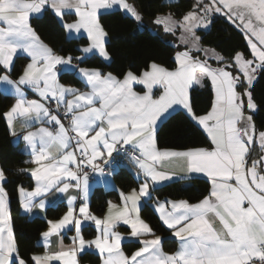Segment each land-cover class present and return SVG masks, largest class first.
<instances>
[{"label": "snow or ice", "instance_id": "snow-or-ice-1", "mask_svg": "<svg viewBox=\"0 0 264 264\" xmlns=\"http://www.w3.org/2000/svg\"><path fill=\"white\" fill-rule=\"evenodd\" d=\"M114 7L142 22V15L128 0H0V25H4L0 26V69L5 72L0 81L12 85L18 97L4 113L9 127L15 117H43L58 125L55 133L41 128L23 137L34 155L31 163L39 167L20 170L30 172L36 180L31 191L19 187L22 207L28 212L33 207L42 209L44 201L35 205V198L52 191L66 193L70 187L81 189L86 199L87 173H83L82 183L78 173L84 167L103 173L95 161L105 151L108 157L119 150L127 151L123 146L132 149L129 157L145 178L139 192L133 189L128 195L121 194L122 208L109 201L103 219L91 214L87 204L81 205L79 215L84 221H94L99 230L93 240H85L81 234L82 221L74 215L72 206L76 197H69L65 215L57 221H47L49 228L41 234L45 253L34 254L30 259L33 264H49L53 260L78 264V255L94 246L102 257L101 264H264V155L258 159L251 156L257 139L264 151V130L257 131L252 115L245 114L259 107L252 88L257 72L264 70V0H196L180 20L174 19L172 13L156 15V26H162L166 33L180 32L177 47L182 45L183 50L175 52L173 68L152 61L139 75L126 71L123 79L99 69L80 68L78 73L91 91L60 84L57 66L76 71L74 58L58 55L45 44L32 28L30 18L50 11L54 23L68 33H79L81 29L87 32L91 43L83 52L98 50L103 58L110 59L104 43L107 33L98 13ZM66 10H74L77 19L66 22ZM218 14L240 31L251 58L242 51L224 56L201 44L197 31L209 29ZM193 53H202L203 59ZM18 54H26L29 62L18 79L11 80L7 73ZM209 60L219 66L213 67ZM205 80L212 85L213 99L210 108L197 115L190 90L202 86ZM134 85L144 91H135ZM22 86H29L40 99L27 100ZM154 88L160 89L158 96L153 95ZM68 96L73 98L67 99ZM49 101L56 102L57 111L61 105L65 107L67 127L46 106ZM97 103L99 107L95 106ZM177 111L206 133L208 147L157 146L158 122ZM240 124L244 126L239 127ZM70 147L72 151L68 150ZM173 162L180 173L206 174L211 183L208 194L197 203L157 201L160 219L180 241L176 252L164 253L160 247L162 238L155 236L140 241L143 246L126 255L120 246L123 237L113 230L117 221L131 226V237L152 233L149 224L138 215V202L150 195L152 185L179 175L165 170L164 166ZM73 163L76 170L69 167ZM64 178L76 183L64 182ZM6 180L5 171L0 169V264H28L13 235ZM166 204L171 205V211ZM132 214H136L135 218H129ZM69 225L76 232L72 244L65 248L61 240L59 250L49 251L50 238Z\"/></svg>", "mask_w": 264, "mask_h": 264}, {"label": "trees", "instance_id": "trees-1", "mask_svg": "<svg viewBox=\"0 0 264 264\" xmlns=\"http://www.w3.org/2000/svg\"><path fill=\"white\" fill-rule=\"evenodd\" d=\"M138 11L142 15L143 26L133 18L126 16L122 10L104 12L100 16V23L107 33L106 49L111 57L109 62L98 55L84 58L80 64L86 67L99 68L110 71L117 76L132 70L140 74L146 66L155 61L165 67L173 68L174 54L177 46L170 40L168 34H163L153 23L156 15L172 13L176 18H181L189 11L196 0H134ZM51 12L32 17L31 25L40 38L48 43L57 53L70 55L73 58L81 54V46L87 43L86 37H69L66 30L50 18ZM156 30V31H155ZM202 37L201 44L210 47L224 56H230L234 51L245 52L251 58L246 42L234 25L225 18L214 17L208 30H199ZM26 58L18 56L12 68V75L17 76ZM1 72V69H0ZM61 80L80 84V79L72 73H63ZM253 96L258 110L252 112V118L257 130H264V70L258 72V77L252 88ZM192 106L197 115L204 114L210 108L213 99V90L210 82L202 86H195L190 90ZM15 97L0 91V165L7 177L4 187L8 192L12 229L20 255L33 264L30 257L43 251L39 243L41 233L46 229L47 221L59 218L66 209L65 204L47 209L45 217L30 218L20 208L19 187H32L33 180L26 171H20L30 163V155L18 144L14 143L12 133L4 113L13 103ZM209 139L195 123L186 118L182 111L172 112L159 125L157 129V145L160 148H191L208 147ZM252 158L258 156L254 151ZM113 179L118 189H104L95 187L90 198V208L97 214H102L110 200H118L121 191H127L139 185L127 169H120ZM211 188L210 180L205 177L193 176L190 178L174 180L155 187L152 196L156 199H184L195 202L208 194ZM141 215L152 226L153 230L163 236V247L172 251L176 247V239L170 230L162 223L150 202H145L141 208ZM95 232L93 226L85 229V234L91 236ZM139 241L131 240L124 243V248L130 252L139 246ZM82 261L92 264L100 262V256L94 252L81 255Z\"/></svg>", "mask_w": 264, "mask_h": 264}, {"label": "crops", "instance_id": "crops-1", "mask_svg": "<svg viewBox=\"0 0 264 264\" xmlns=\"http://www.w3.org/2000/svg\"><path fill=\"white\" fill-rule=\"evenodd\" d=\"M129 3H132L135 5L136 7V4L134 2V0H128ZM137 8V7H136ZM112 10H116V8L114 7L113 9H101L99 10V13H98V16H99V20H100V16L102 13L104 12H109V11H112ZM138 10V8H137ZM168 13L164 14V15H167ZM37 16H41V15H33L32 17H37ZM31 17V18H32ZM31 18H30V23H31ZM174 19L176 20H180L181 18H176L175 16H173ZM64 19L66 22L68 23H71L73 22L75 19H77V17L75 16L74 14V10H66V13H65V16H64ZM139 23V26L142 27L143 26V23L141 22H138ZM0 26H4V25H0ZM32 26V25H31ZM157 29L159 31H161L163 34H168L169 37H170V41L174 44V45H178L179 44V40L177 39L178 37L175 35V34H171V33H166L164 30H163V27L162 26H156ZM33 28V27H32ZM34 29V28H33ZM156 31V30H155ZM106 32V31H105ZM37 33V32H36ZM66 33L69 37H76V38H79V37H86L87 38V43H85L84 45L81 46V54L78 56L80 57L81 59L80 60H77V59H73L72 60V64L76 66L77 70L76 71H73V70H70L68 66H65V65H58L57 68H58V71H57V79L59 81L60 84H63V85H70L72 87H75L77 89H80V91L82 92H88V91H91V88L89 86H87L84 82V80L80 77L79 73H78V69L80 68H83V69H99V68H91V67H86V66H83L80 64V62L88 57V56H91V55H98L100 56L104 61L106 62H109L110 59H105L103 58L98 50H93L92 52H89V53H85L82 51V49L84 47H88L91 43L89 37H88V34L86 31H84L83 29H81V31L79 33L73 31L72 33H68L67 30H66ZM107 39H108V36H106L105 38V48H106V42H107ZM42 40V39H41ZM43 41V40H42ZM44 42V41H43ZM45 44L49 45L48 43L44 42ZM50 46V45H49ZM51 47V46H50ZM52 48V47H51ZM177 51H182L183 50V46L181 45L180 47H177ZM205 48H209V49H212L210 47H205ZM107 50V49H106ZM57 53V52H56ZM58 55H61V56H64V57H67L69 55H63V54H60V53H57ZM194 56H200L201 59H203V54L202 53H193ZM18 56H23L26 58V63L29 62L28 60V57L26 56V54H18L14 57V62H13V65L15 63V60ZM213 67H218L219 65L216 63L215 60H209L208 61ZM25 63V64H26ZM24 64V65H25ZM159 64V63H158ZM13 65H12V68H13ZM12 68H11V71L9 73H7L9 75V78L11 80H16L18 79L20 73L17 75V76H13L12 75ZM102 73L104 74H107V73H112L114 76L120 78V79H123V76L122 77H119L117 76L115 73L113 72H110V71H104V70H101L99 69ZM63 73H72L74 75H76L81 83L80 84H73L71 82H64L61 80V76ZM5 72L3 69H1V72H0V76L4 75ZM139 75V74H137ZM208 81V80H205L204 83ZM210 82V81H208ZM203 83V84H204ZM211 84V83H210ZM212 86V85H211ZM23 88V91H24V94H25V98L27 100H33V99H40V97L38 96V94L33 90L31 89L29 86H22ZM134 90L137 91V92H140L142 93L144 91L143 87L139 86V85H134ZM0 91H2L3 93H6V94H11L15 97L13 103L8 107V109L6 110V112L9 111V109L12 107V105L15 103L16 99L18 98L16 95H15V92H14V89L12 87V85L10 84H7L6 82H3V81H0ZM160 94V89L159 88H154L153 90V95L154 96H158ZM73 97L71 96H68L67 99H72ZM63 106V105H61ZM96 107H99V103L95 104ZM64 107V106H63ZM251 114L252 112H248L246 111V115ZM54 115V114H53ZM252 115V114H251ZM167 117V116H166ZM165 117V118H166ZM164 118V119H165ZM163 119V120H164ZM159 121L158 122V125H157V129L159 127V125L161 124V122L163 121ZM8 122V121H7ZM49 122L47 121V118H40V119H35V118H32V119H29L27 117H15L14 120H13V126L10 128V131L12 133V139L14 141V143L18 144L25 152H27L29 155H30V163L25 167V170L26 169H32V168H36V167H39V165L37 164H34V163H31V161L34 159V155L33 153L31 152V149L30 147L28 146V143L23 139V137L25 135H27L28 132H37L39 129L41 128H46L48 129L49 131L55 133L58 128L56 130H51L49 128ZM8 126H9V123H8ZM239 127H243L244 125L243 124H240L238 125ZM258 131V130H257ZM14 133V134H13ZM94 133H90L89 135H93ZM37 145L39 147V138L37 137ZM158 146V145H157ZM160 148V147H159ZM160 149H164V148H160ZM69 151H72L73 148H69L68 149ZM52 151H55V149H52ZM101 151H104L103 147L101 146ZM252 151H254L258 156L254 157L253 159H258L261 155L264 154V151L261 150L260 146H259V142L257 141L253 146H252ZM251 151V153H252ZM107 153L105 151V155L101 158H98L96 161L100 160V159H105L107 158ZM59 158V156L57 157ZM47 163V161L45 162ZM131 164H132V167H130L129 169V172L138 180H140L139 182V185L137 187H133L127 191H121L120 192V198L118 200H110L113 204H116L118 205L119 207H123L124 206V201L122 200V197H121V194H124V195H128L132 192L133 189H135L137 192H139V187L141 184H143L145 182V178L143 176L142 173H139V169H138V166L136 164L133 163V161L131 160ZM70 168H72V170H75V167L76 165L73 163V164H70L69 165ZM165 170H169V171H175L177 173H179V175L173 177L172 179L170 180H166V181H163V182H159L155 185H152L150 188H149V193L150 195L149 196H145V197H141L140 201L138 202V215L139 217L144 220L146 223L149 224V226L151 227L152 229V233L150 234H144L140 237H131V226L128 225V224H125L123 222V220H120V221H117L115 227H114V231L116 232H119L121 234V236L123 237V239L121 240V249L124 251V253L126 255H131L133 252L137 251L140 247H142V243L140 241H143V240H151V239H154L155 236H159L162 238L161 240V244H160V247L162 249V251L164 253H168V254H172L174 252H176L179 248V245H180V241L178 238H176L174 235H173V230L169 229L163 222V224L170 230V234L173 238L176 239L177 243H176V247L175 249H173L172 251H168L166 250L164 247H163V236L161 234H158L156 233L151 224L142 217L141 215V208L142 206L144 205L145 202H150L151 205L153 206L154 210L156 211V213L158 214L159 218H160V214L159 212L156 210L157 209V201L159 202H165V201H168V200H171V201H180V200H184V199H156V198H153L152 196V190L161 185V184H164V183H167V182H171V181H174V180H180V179H185V178H190V177H193V176H200V177H205L209 180V178L206 176V174H202V173H193V174H184V173H180V170L179 168L176 166V164L173 162V163H170V164H166L165 166ZM0 169H2L1 165H0ZM27 175L30 176L33 180V186L32 187H26V186H22L25 190H28V191H31L33 190L35 187H36V180H35V177H33L31 175L30 172L26 171ZM139 173V174H138ZM79 175V174H78ZM82 178L83 176H81V183H82ZM87 181H88V187H87V197L86 199L84 198V193L81 189H77L75 187H70L69 188V191L66 192V193H60V192H56V191H52L48 194H45L41 197H38V198H35L34 200V204L35 205H38L40 203L41 200L44 201V204H45V207L44 208H39V207H33L32 210L30 212L26 211L23 207H22V197H21V194L19 192V196H20V208H21V211L28 215L30 218H33V217H45L46 216V212H47V209L50 208V207H56L60 204H65L66 205V209L65 211L62 213V215L59 217V218H56V219H51L49 221H57L59 219H61L65 213L67 212L68 210V200H69V197H76L75 201L73 202V208L76 210L74 212V215L77 216L79 219H81L82 221V228H81V234L83 235L84 239L85 240H93L98 234H99V230L97 228V226L95 225L94 221H84L83 220V216L82 215H79V208L81 207L82 204H87V207H88V210L91 214L95 215L96 217L98 218H101L103 219L105 217V215L108 213V205L106 206V209L105 211L102 213V214H97L96 212L92 211L91 208H90V198H91V194L93 192V190L95 189V187H103L104 189H118L113 177H110V176H107L106 174L104 173H101V172H97L96 173V176L95 178L93 179H90L87 177ZM64 182H67V183H70V184H75L76 181H72L68 178H64ZM62 186V184L60 185ZM202 199V198H201ZM199 199V200H201ZM198 200V201H199ZM186 201V200H185ZM198 201H195V202H189V203H197ZM129 207H131V205L129 204ZM166 208L171 211V205L170 204H166ZM8 209H9V212H10V207H9V197H8ZM118 210V209H117ZM115 211V210H114ZM135 215L136 214H132L129 218H135ZM11 217V215H10ZM161 220V219H160ZM162 221V220H161ZM11 226H12V221H11ZM89 226H93V228L95 229V232L91 235V236H88L85 234V229ZM49 228V224L47 225L46 229L43 231H47ZM13 230V229H12ZM42 232V233H43ZM41 233V234H42ZM14 235V234H13ZM76 235V232H75V229L72 225H69L68 227H66L65 229H62L60 234L57 236V235H54L50 238V242H49V245H48V250L49 251H57L59 250L60 248V242L62 240L63 242V245L64 247H68L69 245L72 244V237H74ZM131 240H135V241H139V246L134 249L133 251H130L128 252L125 248H124V243L126 241H131ZM39 243L43 246V251L41 252H38L36 253L35 255H43L46 251V248H45V240L44 238L42 237V235L40 236V240H39ZM89 252H94L96 254H98L100 256V262L98 264H101V255L99 254L98 250L95 249L94 246H92L90 249H88ZM87 251V252H88ZM81 255L82 254H79L77 259H78V264H92L88 261H82L81 260ZM49 264H63V261L62 260H53V261H50Z\"/></svg>", "mask_w": 264, "mask_h": 264}, {"label": "built area", "instance_id": "built-area-1", "mask_svg": "<svg viewBox=\"0 0 264 264\" xmlns=\"http://www.w3.org/2000/svg\"><path fill=\"white\" fill-rule=\"evenodd\" d=\"M46 106L50 108L52 114L59 116L61 122L65 125V127L68 126L69 118L65 116V107L60 106L57 111V104L55 101L47 102ZM48 126L51 130H56L58 128V125H56L55 123H49ZM123 148L127 149V151L119 150L117 152H114L111 157L95 161V163L103 169V173L107 176L113 177L120 169L129 170L130 167H132L131 159L128 154L132 151V149L129 146H123ZM85 172L87 173L88 178L93 179L95 178L96 173L99 171H94L91 167H84L83 170L78 174L80 176H83V173Z\"/></svg>", "mask_w": 264, "mask_h": 264}, {"label": "rangeland", "instance_id": "rangeland-1", "mask_svg": "<svg viewBox=\"0 0 264 264\" xmlns=\"http://www.w3.org/2000/svg\"><path fill=\"white\" fill-rule=\"evenodd\" d=\"M205 2H207V0H205ZM217 16L223 17L222 15H219V14L216 15V16H214V17H217ZM214 17H213V18H214ZM223 18H224V17H223ZM225 19H226V18H225ZM212 20H213V19H212ZM210 27H211V26H210ZM207 30H208V29H207ZM198 31H199V30H198ZM198 31H197L196 34L199 36ZM175 35H176L177 37H179V35H180L179 30L176 31ZM215 51H216V50H215ZM216 52H217V51H216ZM217 53H218V52H217ZM257 77H258V72H257V74H256V79H257ZM256 79H255V81H256ZM255 81H254V82H255ZM248 115H251V114L248 113ZM257 141H258V139H257ZM258 142H259V141H258ZM263 155H264V154H263Z\"/></svg>", "mask_w": 264, "mask_h": 264}]
</instances>
